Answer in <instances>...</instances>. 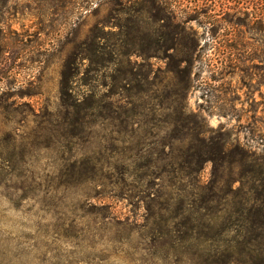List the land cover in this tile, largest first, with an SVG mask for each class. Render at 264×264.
<instances>
[{
  "label": "rangeland",
  "instance_id": "obj_1",
  "mask_svg": "<svg viewBox=\"0 0 264 264\" xmlns=\"http://www.w3.org/2000/svg\"><path fill=\"white\" fill-rule=\"evenodd\" d=\"M146 1L11 0L0 9V158L18 163L17 171L5 166L0 177V264H186V256L160 249L150 234L149 208L157 202L114 185L124 177L125 163L131 165V153L112 152L102 128L92 143L90 130L78 138L65 123L61 101L66 64L75 76L69 90L74 99L87 90L111 93L104 87L111 84L109 71L90 89H76V47L100 23L126 24ZM156 1L169 20L155 24L143 15L133 49L155 56L142 69L147 79L140 77L149 96L170 104L182 80L175 71L190 66L189 111L206 121L210 136L220 133L230 144L264 154V0ZM173 21L186 29L179 44L172 41ZM132 61L142 62L136 56ZM159 127L160 137L177 146L166 123ZM93 159L122 166L116 171L106 165L105 177L92 181L79 167ZM213 168L206 166L203 182L213 179ZM164 180L153 181L175 193ZM101 206L131 218L136 232L98 224Z\"/></svg>",
  "mask_w": 264,
  "mask_h": 264
},
{
  "label": "trees",
  "instance_id": "obj_2",
  "mask_svg": "<svg viewBox=\"0 0 264 264\" xmlns=\"http://www.w3.org/2000/svg\"><path fill=\"white\" fill-rule=\"evenodd\" d=\"M10 1L0 0V9ZM146 3L134 10V16L126 24L121 20L117 24L100 23L76 47V89L77 86L90 89L101 73L109 71L111 84L104 87L110 86L111 93L99 96L87 90L83 95L76 92L74 99L69 90L75 76H71L66 64L61 83L65 123L76 128L78 138L85 137L90 130L89 143L102 128L108 132L102 140L111 144L112 152L119 156L131 153L128 158L131 165L125 163L124 177L114 185L120 191L138 192L143 200L157 202L159 210L152 205L148 219L152 226L150 234L160 249L186 256V264H264V154L258 156L245 147L230 144L220 133L210 136L206 121L189 111L190 66L175 71L182 80L176 85L175 100L170 104H164L158 96H149L150 90L143 87L140 77L147 79L142 69L155 56L144 49L133 51L134 45H138L142 33L143 15H148L155 24L160 20L165 24L169 17L160 15L156 0ZM183 24L175 21L170 24L175 29L174 44L183 40H180L186 33ZM134 56L142 62H133ZM133 90L137 94H127ZM166 115L168 121L162 122ZM161 123L172 130L177 146L160 137ZM0 160V177L6 173L5 166L17 171L18 163L12 166L9 161L3 163V156ZM120 164V161L103 164L93 159L81 163L79 170L82 173L85 170L84 176L90 175V180L99 182L105 177L106 165L119 171ZM209 164L214 167L213 179L203 182L202 173ZM165 178L171 184L168 188L175 193L162 191L164 186L153 181ZM130 179L134 182L128 184ZM153 184L161 189L154 190ZM108 211L107 206L95 211L98 224L109 230L125 229L129 235L136 232L131 218L121 219Z\"/></svg>",
  "mask_w": 264,
  "mask_h": 264
}]
</instances>
